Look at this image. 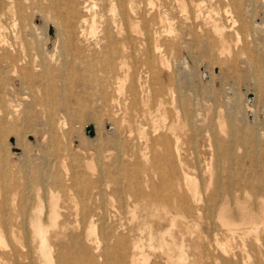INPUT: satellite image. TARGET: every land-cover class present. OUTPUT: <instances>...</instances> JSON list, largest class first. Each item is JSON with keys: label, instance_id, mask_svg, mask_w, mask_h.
<instances>
[{"label": "bare ground", "instance_id": "6f19581e", "mask_svg": "<svg viewBox=\"0 0 264 264\" xmlns=\"http://www.w3.org/2000/svg\"><path fill=\"white\" fill-rule=\"evenodd\" d=\"M23 1L26 3L25 8ZM86 1L0 0V114L8 109L17 110L16 108L23 104L21 112L24 113V120L32 131L35 129L34 124L41 121V124L48 125L46 133L50 141L58 143L59 136L54 126L68 124L67 121L73 115L69 98L78 97L77 93L71 90V81L76 79L78 87L82 90L102 94L111 107L122 97L124 112L128 114L131 124H142L143 119L149 120L152 124L148 130L139 126L137 136L134 138L143 139L145 144L152 143V146L159 144L162 147L161 155L165 160L162 169L156 164L150 165V168L159 174L160 190L153 188L152 184V191L147 193L143 190L142 181L136 179L137 189L133 195L136 201H142L141 209L144 217L154 216V209L159 204L163 212L162 218L168 220L170 228L154 232L153 228L146 230L145 227L141 232L146 231L150 241L157 237L168 258H172L170 252L174 250L179 252L182 258V245L173 239L171 241L166 239L167 235L173 237L172 227L176 225L177 220L193 221L194 224L205 221L214 228L218 227L226 236L233 235L240 225L242 245H246L245 237H248L250 239L248 244L258 250L256 260L247 259L242 261V264H264L257 243L264 234V0H160L157 5L153 0H99L98 9L96 3L89 5ZM174 7L185 14L183 19L190 23L188 27L195 24L201 13L206 12L208 15L215 13V16L210 14V20L207 22L210 32L213 33V40L210 44L204 45L206 47H203V55L228 54L231 49L227 45L231 40L230 35L235 36L233 48L238 50L237 56L248 71L249 80L252 82L249 88L253 89L254 98L253 104L249 105L245 101L244 108L237 106L235 112L226 114L225 120L228 124L222 120H219L218 124L206 121V117L204 118L201 113L200 100L197 97L190 98L182 92L184 86L179 80L174 81L173 73L165 76L162 71V66H166L169 51L175 48L174 44L179 45L184 42L179 31L170 39H163L160 35V30L164 27L169 33L175 31L174 25L177 21L170 13ZM25 9L41 15L47 14L50 17V22L46 24L54 30V39L50 46L46 34L42 38L38 37L35 27L22 26L18 30H13L12 36L3 35L5 29L3 19L6 16L21 17ZM42 20L44 21L43 18ZM185 21H179L177 24L179 28L176 30L185 27ZM226 32L231 34L228 35ZM219 40L227 43L220 45ZM239 42L242 43L241 47L237 46ZM164 44L167 45V50L162 53L160 48ZM128 78L131 82L124 87L123 83ZM54 79H58L60 83L54 84ZM165 79H168L167 87H165ZM190 88L196 96L198 89ZM18 94L25 95V98H21L23 103L13 104V97ZM24 99L28 101L24 102ZM167 103L173 106V113L168 123L165 122ZM236 112L242 113L240 123L235 122ZM249 114L252 115V119L247 121L245 117ZM2 119L0 116V120ZM124 121L125 115L112 121L110 131L105 133L107 142L119 147L126 144L132 130L123 125ZM49 124L53 127L50 130ZM183 126L189 127L193 133L192 137L206 136V139L211 141L213 168L209 166L200 168L196 167V164L191 167L186 161L187 158L181 155ZM11 128L17 131L15 125L12 124ZM15 144L21 146L22 152L27 156L28 143L24 138L18 137ZM238 148H242V155L238 154ZM66 156L69 154L60 157ZM27 166L29 169L28 164ZM103 166L104 164L100 167L97 180L87 182L80 188L88 200L97 199L103 189L104 176L109 173L110 168L109 165ZM43 167L45 165L28 170L32 175L25 176L24 190H28L32 183H36L38 187L44 184L51 187L43 182ZM118 168L120 166H117ZM191 168L195 169L197 173L195 176L190 171ZM53 182L56 185L62 184L59 179ZM1 185L6 186L5 177ZM89 185L92 186L91 189ZM49 192L50 210L46 214L48 226L43 223V205L39 196L35 207L28 206L22 201L18 215L25 214L28 217L31 240L38 243L39 262L66 264L67 260H72L74 257L65 255L61 251L54 258L47 237L49 228L58 229L60 216L55 203L57 195L52 190ZM158 192H160V200L157 202ZM95 208L99 209L100 206L94 205V209L84 211L90 219V231L94 226L91 218L94 215L100 216ZM2 221L6 224V217L3 216ZM12 233L14 234V231ZM141 238L132 240L131 249L135 253L141 246ZM116 240L119 245L123 243L120 237H116ZM0 243H4L1 235ZM71 244L77 249V255L80 252L89 259L85 261L77 256L74 258L77 264L96 263V256L91 255L85 244L74 238L71 239ZM29 248L24 257L28 259V264H36L35 251L31 245ZM125 250L126 244L123 243L120 255L118 254V264H137L135 254L129 261L124 258ZM223 250L226 251V247ZM4 255H8L13 264H21L23 257L16 244H11L10 250ZM140 258L143 264L149 261L143 253H140ZM223 264H231V259H224Z\"/></svg>", "mask_w": 264, "mask_h": 264}, {"label": "rangeland", "instance_id": "374dc122", "mask_svg": "<svg viewBox=\"0 0 264 264\" xmlns=\"http://www.w3.org/2000/svg\"><path fill=\"white\" fill-rule=\"evenodd\" d=\"M153 1L157 5L160 0ZM86 3L89 5L96 3L97 9L100 7L99 0H87ZM23 6L24 8L26 6L24 1ZM170 13L175 17V21H177L174 25V30L177 32L174 31L171 34L164 27L160 30L161 38L170 39V37L172 38L179 31L184 42L179 43V45L174 44L175 48L169 51V57L167 56L168 58L165 62L166 66H162V71L165 73V76L173 73L174 81L179 80L184 86L182 92L190 98L197 97L200 100L201 113L204 118L206 117V121L218 124V121L222 120L225 124H228L225 120V115L235 112L234 110L237 106L241 109L244 108L245 101L249 105L253 104L254 98L253 89L249 88L252 82L249 80L248 71L242 64L240 57L237 56L238 50L233 48L235 36L226 32V34L230 35L231 40L229 44L222 42V40L218 41V44L227 43L229 48H231L228 54L212 53L211 56L203 55V47H206L204 45L210 44L211 40H213V33L210 32L207 22L210 20V14L215 16V13L212 12L209 15L206 12L201 13L192 27H188L190 23L183 19L185 14L183 15L176 7L172 8ZM21 14V17L6 16L3 19L5 26L3 35L12 36L13 30H18L22 26L35 27L38 37L42 38L46 34L47 43L50 46L51 41L54 39L53 27L47 26L50 22V17L47 14L41 15L26 9ZM14 19L15 21H13ZM182 20L186 22L185 27L181 28V30H176V28H179L178 22H182ZM28 39L30 40L29 37ZM237 46L241 47L242 43L239 42ZM161 49V52L164 53L165 49L167 50V45L164 44ZM53 81L54 84L60 83L58 79H54ZM167 81L168 79L164 81L165 87L168 86ZM130 82L131 79L128 78L124 81L123 86L127 87ZM70 87L72 91L77 93L78 97L77 99L74 97L69 98L73 115L67 121L68 124L54 126L59 136L58 143L50 141L46 133L48 125L41 124V121L34 124L35 129L32 131L29 124H26L24 120V113L21 112L23 104L18 106L17 110L15 108L8 109L5 112L6 114H0L3 118L0 120V130H2L0 133L3 136L0 135V235L4 239V243H0V264H13L12 259L8 255H4V253L10 250L11 244L18 246L23 257L21 258L23 260H21V264H28V259L24 257V254L30 249L29 245L35 251L34 260L36 264H42L38 260V243L31 240L28 217L25 214L18 215V212L19 206L24 201L26 205L35 207L38 204L37 198L39 196L43 205V223L45 226H48L49 222L46 214L50 210V190L57 195L55 203L60 214L58 229L52 230L48 227L49 232L47 234L54 258L59 252L63 251L65 255L73 256L74 258L79 256L82 260L89 261L80 252L77 255V249L71 244L72 238L78 239L82 244H85L91 255L93 257L96 256L95 264H118L123 243L126 244L124 258L129 261L130 257L135 254V257L138 258H136L137 264H143L140 253L148 257L149 261L146 264H223V260L227 258L231 259V264H242V261L247 259L253 261L258 258V250L248 244L250 240L248 237H245L246 245H242V226L239 225L233 235L226 236L218 227L214 228L213 225L205 221H198V224H194L193 221L188 222L186 220H177L176 225L172 227L173 237L166 236L167 241L173 239L176 243L182 245L183 257L181 258L180 253L174 250L170 252L172 258H168L166 251L161 248L157 237L155 240L150 241L147 232H141L145 227L146 230L150 227L153 228L154 232L170 228L168 220L162 218L163 212L160 205L158 204L157 208L154 209V216L144 217L142 216L141 209L142 201H136L133 195L137 189L136 179L142 181L143 190L147 193L151 192L153 188L158 191L160 190L159 174L155 173L150 168V165L156 164L160 169L163 168L165 160L161 155L162 147L159 144L154 146H152V143L145 144L143 139L134 138L137 136L139 126L148 130L152 124L147 119L141 120L142 124H131L128 120V114L124 112L125 105L122 97L111 107L102 94L92 93L90 90H82L81 87H78L76 79L71 81ZM190 87L198 89L196 96H194ZM173 95L175 94L173 93ZM21 98H25V95L18 94L14 96L13 104L21 103ZM23 101L27 102L28 99H24ZM227 102L229 105L232 103L230 108ZM172 107L170 103L165 104L167 110L166 123H168L170 115L173 113ZM7 115H9L8 118ZM121 115H125L123 125L127 129H131L132 132L126 140V144L119 147L107 142L105 133L110 131L112 121H116ZM235 116V122L240 123L239 120L242 118V113L236 112ZM245 119L250 121L252 115L249 114ZM11 123L16 126L17 131L11 128ZM183 127L180 144L181 155L185 159L187 158L186 161L191 167L196 164V167L200 168H207L208 166L213 168L214 158L212 155L213 150H211V141L206 139V136L194 138L189 127ZM50 128L53 127L49 124V130ZM22 131L27 133H23ZM91 131L93 132V136H90ZM63 132H65L64 135ZM127 134L129 135V132ZM18 137L24 138V141L28 143L26 145L27 156L22 152V147L15 144ZM41 143L43 145L46 143V145L43 146ZM237 151L239 155H242V148H238ZM144 152L145 155H143ZM66 153L69 156L65 158L60 157ZM27 164L29 165V169ZM102 164L110 166L109 173L104 176L103 189L97 199L93 201L88 200L80 188L86 185L87 182H93L98 179V173ZM41 165H45L42 172L43 182L51 185V187L45 184L38 187L36 183H32L28 190H24L25 176L32 175V173H28V170ZM117 166H120L121 169H117ZM190 171L193 176L197 174L193 168ZM3 177L6 178V186L4 187L1 185ZM57 179L62 182L61 185L54 184L53 181ZM152 184L153 188H151ZM91 188L92 186L89 185V189ZM157 199L158 202L160 200V192L157 193ZM94 205L100 206L99 209L95 208V211L100 216L94 215L91 218L94 226L93 230L90 231V219L84 211L86 209H94ZM61 207L64 209H61ZM3 216L6 217V224L2 221ZM11 224L14 226L12 227ZM12 231H14V234ZM116 237L123 239L121 245L117 243ZM133 238H141V246L136 250L137 254L131 249ZM257 243L263 255L262 258H264V234ZM224 247H226V251L223 250ZM74 258L67 260L66 264H77ZM89 264L93 263L89 262Z\"/></svg>", "mask_w": 264, "mask_h": 264}, {"label": "water", "instance_id": "95a60500", "mask_svg": "<svg viewBox=\"0 0 264 264\" xmlns=\"http://www.w3.org/2000/svg\"><path fill=\"white\" fill-rule=\"evenodd\" d=\"M90 136H93V132L92 131L90 132Z\"/></svg>", "mask_w": 264, "mask_h": 264}]
</instances>
